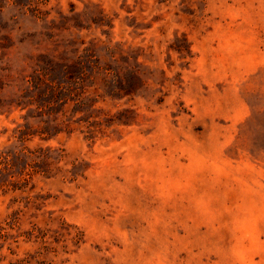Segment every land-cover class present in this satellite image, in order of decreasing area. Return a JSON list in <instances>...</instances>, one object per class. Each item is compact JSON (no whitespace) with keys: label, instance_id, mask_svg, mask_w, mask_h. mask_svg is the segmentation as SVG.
<instances>
[{"label":"rangeland","instance_id":"obj_1","mask_svg":"<svg viewBox=\"0 0 264 264\" xmlns=\"http://www.w3.org/2000/svg\"><path fill=\"white\" fill-rule=\"evenodd\" d=\"M0 264H264V0H0Z\"/></svg>","mask_w":264,"mask_h":264}]
</instances>
